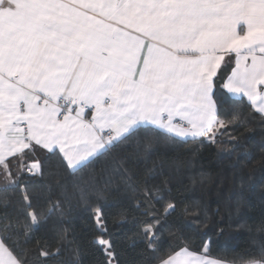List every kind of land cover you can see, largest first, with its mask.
Masks as SVG:
<instances>
[{
	"label": "crops",
	"instance_id": "crops-1",
	"mask_svg": "<svg viewBox=\"0 0 264 264\" xmlns=\"http://www.w3.org/2000/svg\"><path fill=\"white\" fill-rule=\"evenodd\" d=\"M224 65L227 92L264 114V0H0V187L46 151L76 169L141 124L211 132ZM16 229L0 221V264H23L3 241ZM158 264L236 263L182 247Z\"/></svg>",
	"mask_w": 264,
	"mask_h": 264
},
{
	"label": "trees",
	"instance_id": "trees-1",
	"mask_svg": "<svg viewBox=\"0 0 264 264\" xmlns=\"http://www.w3.org/2000/svg\"><path fill=\"white\" fill-rule=\"evenodd\" d=\"M215 80L217 125L181 139L141 124L76 169L42 154L40 172L0 187L3 241L23 264H158L188 247L264 261V114ZM102 240L107 243H103Z\"/></svg>",
	"mask_w": 264,
	"mask_h": 264
},
{
	"label": "rangeland",
	"instance_id": "rangeland-1",
	"mask_svg": "<svg viewBox=\"0 0 264 264\" xmlns=\"http://www.w3.org/2000/svg\"><path fill=\"white\" fill-rule=\"evenodd\" d=\"M15 228H17L16 230L19 231H24L25 234V238L27 240V243L29 246H33L34 245V234L32 231H30L29 229L24 228L23 226L20 225H14ZM103 243H107L106 241L102 240Z\"/></svg>",
	"mask_w": 264,
	"mask_h": 264
},
{
	"label": "built area",
	"instance_id": "built-area-1",
	"mask_svg": "<svg viewBox=\"0 0 264 264\" xmlns=\"http://www.w3.org/2000/svg\"><path fill=\"white\" fill-rule=\"evenodd\" d=\"M66 111H67L66 109L63 110V112L60 114V116H61V117L64 116V114L66 113ZM107 134H108V136H110V137L113 136V134H112L110 131H108ZM28 171H29L30 173H33V170H32V169H28Z\"/></svg>",
	"mask_w": 264,
	"mask_h": 264
},
{
	"label": "snow or ice",
	"instance_id": "snow-or-ice-1",
	"mask_svg": "<svg viewBox=\"0 0 264 264\" xmlns=\"http://www.w3.org/2000/svg\"><path fill=\"white\" fill-rule=\"evenodd\" d=\"M124 3H125V5H127L129 3V0H124ZM113 10H116V9H113ZM133 14H139V13L137 12V13H133Z\"/></svg>",
	"mask_w": 264,
	"mask_h": 264
}]
</instances>
